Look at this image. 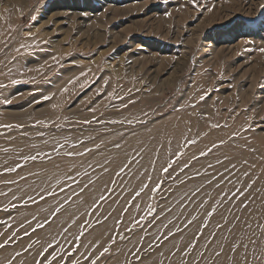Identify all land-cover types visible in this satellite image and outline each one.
Wrapping results in <instances>:
<instances>
[{"label": "rangeland", "instance_id": "obj_1", "mask_svg": "<svg viewBox=\"0 0 264 264\" xmlns=\"http://www.w3.org/2000/svg\"><path fill=\"white\" fill-rule=\"evenodd\" d=\"M262 4L264 0H197V3L192 0H0V41L12 37L8 40L11 50L0 51V83L7 85L0 89V125H12L11 128L0 127V149H11L8 153L0 152V172L17 162L23 163L19 159L20 155L35 154L36 151H40L41 156L51 153L52 159L67 158L64 153L73 150L72 141L78 139H83L85 143L78 146L76 151L96 144L101 145V150L108 149V143L112 148H115L113 143L121 144L117 159L103 157L101 160H87L85 156L82 160H74L75 164L72 163L81 173L77 177L80 185L92 180L95 183L89 187H97L99 180L104 175L108 176L100 190L92 192L94 195L91 196V201L80 212L75 215L69 213L70 207L66 206V211L60 213L67 214L60 224L64 223L67 231L62 228L61 232L47 234L48 231L45 230L60 216L52 217L54 206L74 192H79H73L72 189L80 185L66 187V184L72 183L67 179L71 174L70 170L65 175H61V172L60 175L43 173L39 177H29L26 181L20 180V176L33 172V167L38 170L53 162L29 161L17 172L0 175V191L9 193L7 197L0 196V221L12 225L11 228H6L5 224H0V232L7 235L17 230L18 241L0 250V264H5L16 251H21L29 243L33 244L32 249L17 257L15 264H20V261L23 264H34L36 253L49 244L52 245L49 252H70L65 260L75 259L80 264H88L86 254H97L113 235L117 236V243L112 246V255L102 258L98 264H109L116 259L117 264H126L129 260L138 264L128 250L134 251V245L140 247L142 236L143 249L140 255L148 259L159 252L170 239L182 233L177 232L155 251H145L146 243L153 242L158 233L167 231L163 226L169 220L173 223L168 224V228L174 225L183 227L185 218L197 214V211V220L202 222L205 219L204 211L208 205L205 210H197L195 204H188L183 214L177 203L179 198L169 205L175 190L183 185L180 181H188L197 172L200 175L196 179H201L203 175L211 174L207 173L209 165L225 163L228 164L223 167L228 172H215L197 185L203 187L201 196L196 199L197 203L209 194L216 199L222 192L231 193L241 185H246L249 179L259 177V180L250 195L245 190V196L237 195L224 200L216 211L218 214V211L223 210L224 216H221L219 222L213 223L211 229L209 224L204 232L207 230L210 234L218 223H223L224 217L230 221L236 216L241 217V211H244L251 213L248 219L252 222L256 237H260L257 224L264 223V159H261L264 157V52L260 51L264 48ZM210 7L211 11L208 10ZM16 48H20L19 53L15 51ZM0 49H3L2 43ZM13 57L16 59L13 60ZM52 57H56L59 63L53 61ZM41 65L45 67L43 73L26 70L36 69ZM81 72H87V77H81L69 94L61 96L60 90ZM81 83H85V87L81 88ZM113 90L117 97L123 96L124 99L108 97L107 93ZM53 93L56 95L52 100L44 99L46 95ZM201 95L205 96L202 101L199 100ZM5 99L11 103H3ZM130 99L136 103L129 104L127 108L122 107L121 104ZM52 103L61 104V109L53 110ZM192 104L195 107H191ZM29 110H33L32 114L25 115ZM179 113L178 120L189 115L194 119L200 118L197 120L199 127L196 125L193 129L184 128L183 132L157 129L161 122ZM84 115L93 122L83 123ZM129 120L131 123L127 122ZM53 121L60 127H56ZM111 121L124 123L113 124ZM217 123L222 127H210ZM153 130L156 131V136L146 146L141 145L140 141L143 139L140 138L138 146L129 141V145H125L128 137H133V140L141 136L143 138V135L149 136ZM41 132L44 133L43 136L40 135ZM233 133L238 135L235 139H229ZM53 136L61 143L65 142V137L68 138L60 155L52 152ZM185 138L194 139L197 143L185 144ZM45 140L50 143L46 145ZM156 140L159 146L153 153V159L142 160V152L147 148L151 150L152 144L149 142ZM220 140L226 141L222 147L213 149L206 156L199 155ZM27 141L35 143L25 146ZM32 145L36 147L33 148ZM181 145H184V155L176 160L168 174L163 173L161 169L172 158V154L181 150ZM139 148L142 150L137 151ZM252 148L256 151L249 150ZM162 152L163 158H160ZM195 152V156L199 158L192 160L190 155ZM212 155L223 163L216 161L204 167L206 162L203 160H208ZM127 156L128 160L133 156L137 158L124 173L117 176L116 173L128 161ZM225 156L228 157L227 160L224 159ZM105 160L111 161L107 165V173L98 168L95 171L88 168L89 162L95 165L97 162L104 163ZM245 160L248 161L246 165L243 164ZM185 163H189L191 167L179 173V168ZM232 164L236 165L235 169H232ZM59 168L62 167H56L52 172ZM85 170L89 172L88 176L83 175ZM245 171L252 174L250 178L244 177ZM219 173L229 177L231 183L225 182L221 188L214 186L216 181L211 185L207 184L213 175ZM149 176L152 178L150 183L147 180ZM12 179L19 183H3ZM157 181H163V184L154 199H149L148 191L133 199L135 191L143 183H149V188H152ZM60 186H65L66 190L60 192ZM105 186H108L107 190ZM41 189L45 190V194L47 190H51L57 195H46L45 200L18 206L11 211L2 210L11 203L19 205V201L11 199L12 194L21 199H26L29 195L38 199ZM101 194L107 199L98 200ZM83 196L84 193L80 197ZM73 199L75 201L77 198ZM94 201L96 202L91 205ZM249 201L251 203L248 209L240 205L241 202ZM149 203L160 213V218L149 225L153 221L149 216L135 231H125L133 223V218L138 219L147 211ZM97 204L98 208L92 211ZM136 204L140 206L139 212L135 208ZM167 204L172 208L170 213L164 211L169 207ZM211 204L212 201L209 200V205ZM126 205L127 213L123 212ZM34 208H38L37 211H31ZM73 215L77 217L75 224H71ZM44 219L51 223L33 232V227L38 222L44 223ZM110 220L113 221L112 226L95 243L84 241L94 229ZM118 220L122 223L118 224ZM236 224L234 220L232 226ZM81 230L84 232L82 236ZM25 231L31 234L25 236ZM40 233L44 235L38 236ZM209 234L205 239L210 238ZM119 235L130 240L122 241ZM224 236H229L228 231L221 235L219 243L223 242ZM198 243L199 241L197 245ZM203 246L198 252L203 250ZM117 251L119 255H116ZM195 253L193 251L184 259L192 264L191 259ZM164 257L165 264H181V261H173L175 256H170L169 259H166V255ZM195 259H199L198 253ZM202 264L205 262L202 261Z\"/></svg>", "mask_w": 264, "mask_h": 264}, {"label": "snow or ice", "instance_id": "obj_2", "mask_svg": "<svg viewBox=\"0 0 264 264\" xmlns=\"http://www.w3.org/2000/svg\"><path fill=\"white\" fill-rule=\"evenodd\" d=\"M193 3H197V0H192ZM215 5H212V7H214ZM261 9L262 11H264V4L261 5ZM209 11L212 10V8H208ZM262 25H264V21L261 22ZM29 35L31 36V33H29ZM12 39V37H8L7 39L0 41V43L3 44V49H0V51H4L5 49L7 50H11L8 40ZM21 47H25L24 45H21ZM15 51L17 53L20 52V48H16ZM261 52H264V48L260 49ZM13 60H15L16 58L13 57ZM53 61H55L56 63H59L58 59L56 57H52ZM48 67L50 68L51 65H48ZM28 72H32V71H36L39 73H43L45 71V67L44 65H41L40 67L36 68V69H32V68H27L26 69ZM88 71H91V69H89ZM81 77H87V72H81L79 76L73 77L72 79H70L68 81V83L60 90V95L64 96L65 94H69L70 90L72 88L73 85H76L78 81H80ZM17 81H13V83H16ZM86 82V81H85ZM107 83V82H106ZM81 88L85 87V83H81L79 85ZM7 85L0 83V89L6 88ZM130 92V90H129ZM56 94L53 93L52 95H46L44 97L45 100H52L54 98ZM107 96L110 97L111 99H116L119 98L121 100L124 99L123 96L117 97V93L115 90L107 93ZM205 96L201 95L199 97V100H204ZM3 103L8 104L11 103L10 100L5 99L3 101ZM136 103L135 100H129L127 103H124L122 105V107L127 108L129 104H134ZM191 107H195V104L190 105ZM61 104L59 103H52L51 104V108L53 110H57V109H61ZM92 111H95V109H91ZM206 115V114H203ZM93 121L92 120H85L83 123L85 124H91ZM128 123H131V120L127 121ZM41 123V122H38ZM111 123L115 124V123H124V121H111ZM53 124L56 127H60L58 124H56L55 121H53ZM48 126V125H45ZM0 127H4V128H11L12 125L7 124V125H0ZM211 128H220L222 127V125L220 124H211L210 125ZM223 127H226V125H224ZM264 130V129H262ZM41 136L44 135V133H40ZM238 135V133H233L232 136L229 139H235V137ZM68 142V138L65 137V142L61 143L59 140L56 139L55 136H53L51 138V143H52V152L56 153L57 155H60L61 150L65 147V144ZM44 143L47 145L50 143L49 140H45ZM85 143V141L83 139H78V140H74L72 141V149L73 150H69L67 152L64 153V156L69 158V159H75V158H83L85 156H87L89 153L92 152H98L101 148L100 144H96L94 145V147H84L82 151H76L75 149L80 146L83 145ZM197 141L194 139H187L185 138V144H191L194 145L196 144ZM226 143L225 140H220L217 143H213L212 146L208 149H206L205 151L200 152V156H206L208 155L210 152L213 151V149L222 147L224 144ZM169 144H171V141H169ZM163 146V145H161ZM33 148L36 147V145H32ZM114 147L116 149H120L121 148V144L120 143H115ZM184 148V145L180 146L181 150H178L176 153L172 154V158H170L166 164V166H164L161 171L165 174L169 173V170L172 169L173 164L176 162V160H178L180 157H182L184 155V151L182 150ZM252 152H255L256 149L252 148L249 149ZM11 149L10 148H2L0 149V152H4V153H8L10 152ZM168 151L170 152V148L168 149ZM140 153H137V155H139ZM158 156V153H157ZM199 157L197 156H192L191 159L192 160H197ZM20 161H23V163L17 162L14 166L11 167H5L3 169V172H0V175H3L5 173H12V172H17L18 170H20L21 168L24 167L25 164H27L29 161L35 163L37 161H44V160H48L51 161L52 160V155L51 153H45L43 156H41L40 151H36L35 154H27V155H20L19 157ZM225 160L228 159V157H224ZM261 159H264V157H261ZM133 160H136V156H133L131 159H129L120 169L119 171L116 173L117 176H119L120 174L124 173V171L128 168V166L132 163ZM111 161L109 160H105L104 163H99L97 162V164L93 165L92 163H88V168L92 169L93 171H95L97 168L101 169L103 172L107 173L109 171V168L107 167L108 164H110ZM217 163H223V161L221 160H217ZM243 164H248V161L245 160L243 161ZM56 167L58 168L59 165H56ZM191 165L189 163H185L183 164V166H181L179 168V173H183L185 172L186 169L190 168ZM209 168L214 167L213 165H209ZM232 169L236 168L235 164L231 165ZM251 167H254V165H252ZM70 172L71 174L67 176L68 180H71L72 183L71 184H66L67 188H72L73 184L75 185H80V181L79 179H77V177L80 176V171L76 169L75 165H70L69 166ZM153 170H155L153 168ZM225 172H228V169H225ZM179 173H177V175H179ZM40 172H29L27 175H22L20 176V180H24L26 181L29 177H39L40 176ZM83 175L88 176L89 172L87 170L84 171ZM200 173L197 172L194 176L189 177V179H196L197 177H199ZM244 177L250 178L251 177V173L245 171L243 173ZM220 177H223V179H220ZM173 179H175V177H172ZM148 182L150 183L152 178L149 176L147 177ZM257 180H259V177H256L255 179H249V182L246 185H241V187L236 188L233 192L228 193V192H222V194L218 195V198L213 199L210 194L207 195V198L205 199H201L199 201V203L196 202V197L201 193V191L203 190V187H196L195 189L191 190L190 192H184L181 197L179 198V200L177 201L178 204H180L181 206V214H183V211L187 209L188 204H195L196 205V209L197 210H201V209H206V205H208L207 209L204 212V216L205 219L202 221L200 227L198 228L197 232L193 235V240L192 242L188 243L184 249H181L179 247V245H174L173 249L169 252L170 256H176L177 253H180L181 255V264H189V261L187 259H184V257H188L191 255V253L196 250L197 247V242L200 240L201 237L204 236V230L208 228L209 222L211 220V218L216 214L217 211V207L221 206V204L223 203L225 198H230V197H237V195L239 196H245V190H247L248 195L251 194V191L253 190V186L257 183ZM213 181H216L215 183V187L216 188H221V185L224 184L225 182L227 183H231V180L229 179V177L225 176L224 173H219L218 175H213L208 181L207 184L211 185L213 184ZM4 184L6 185H14V184H18L19 181L12 179V180H5L3 181ZM95 181L89 180V182L87 184H83L80 185L79 187V192H74L72 196H68L66 197L63 202H58L56 204V206H54L53 210H52V217L56 218L62 211H66V206H70L71 204L75 203L73 197L79 198L81 196L82 193L85 192V190H87L89 188V186L91 184H94ZM112 183L114 184L115 181H112ZM149 183H143L141 185V187L135 191L133 199H135L136 197H140L143 193H145L146 191H148L150 193L149 199H154L155 198V194L158 193L161 190V185L163 184V181H157L155 186L152 188H149ZM181 184H186L187 181L181 180L180 181ZM65 186H60L59 191L60 192H64L66 190ZM108 186H105V189L107 190ZM257 192H259V189H256ZM9 195L8 192H4V191H0V196H5L7 197ZM46 195H50V196H56L57 193L53 192L51 190H47L46 194H45V190L41 189V194L39 195L38 199L34 196H27L26 199H21L20 197H17L15 194H12L11 199L13 201H19V205L17 203H11L10 206H5L3 207L2 210L4 211H11L12 209L17 208L18 206H27L29 203L35 204L38 203V200H45L46 199ZM98 200L103 201L105 199H107V197L103 194H101L98 198ZM252 199L254 200L255 197H252ZM209 200L212 201V204L209 205ZM185 201H187L188 203H184ZM242 203V207L244 209H248L249 205L251 203V201H249V203ZM98 204L94 205L92 208V211H95L96 208H98ZM136 210L139 212L140 211V206L139 204L135 205ZM128 211V206L126 205L125 208L123 209V212L127 213ZM165 212H171L172 208L168 207L167 209H164ZM151 216L153 218V221L149 222V225H151L152 222H154L156 219L160 218V213H157V210L155 207H153V205L151 203H149L147 205V211L144 212L142 215L139 216L138 219L133 218V223L131 224V226L127 229H125V231L127 232H133L135 231V229L137 227L142 226V222L146 220L147 217ZM251 216V214H250ZM35 218V217H34ZM198 218V211L197 214H191L189 217H186L184 222H183V227H176L175 231L172 230H168L167 232H160L157 234V236L155 237V240L151 243H149L147 245V249H144L147 252H151V251H155L157 248H161V246L164 244L165 241H169V239L173 236L176 235L177 232H183L186 228H188L190 225H192ZM76 219L77 217H75L73 215V218L71 220V224H75L76 223ZM179 219V217H177V220ZM235 221L237 224H239L241 222V217L240 216H236ZM51 221L50 220H45L44 223H37L35 227H33L32 231H36L37 228H42L45 226V224H50ZM122 223L121 220H118L117 222ZM173 221L169 220L168 224H172ZM229 223L227 220V217H224V221L223 223H218L216 225V229L213 230L209 235L210 238L206 239L205 244L203 246V250L198 252V256L199 259H195L192 261V264H202V261L205 262V264H217V259L221 258V257H226L227 259V264H264V223H259L257 224V228L260 231V237H256V233L255 231L252 229V223H250L248 220H244L243 224H244V231L242 232L241 235H236L233 236V238L229 241L228 236H224L223 237V242L219 243V246L215 249L212 250V257H214L213 259H206V254L209 252V246L213 244L214 241H217L218 238V233L220 229L224 228V225ZM0 224H5L6 228H11L12 225L8 224L6 221H0ZM168 224H165L163 227L165 229H168ZM21 227H23V225H21ZM235 228V225H233L232 227L228 228V233L229 235L233 234V229ZM64 231H67V228L63 229ZM251 233V234H249ZM31 233L25 231L24 235L28 236ZM84 234L83 230H81L80 235L82 236ZM16 235H17V230H13L11 233L5 235L4 232H0V250L6 249L10 244H15L18 243V241L16 240ZM79 238V237H78ZM119 239L120 240H125V239H129L123 235H119ZM144 237H141V241H140V247H136L135 245L133 246V248L135 249L134 251L132 249H129V253L134 256L136 258V261L138 262V264H144V261L147 259L146 256H141L140 252L143 249V241ZM35 243V242H34ZM117 243V236L113 235L111 237V239L108 241V243L103 246L101 248V250L95 254L94 256H92L91 254H86L85 258L88 260V264H98V262H100L102 260V258H105L107 256H111L112 255V246L115 245ZM99 246V245H98ZM33 244L29 243L26 247H24L21 251H16L14 253V255L6 260L5 264H15L16 262V258L17 257H21L23 256L24 253L26 252H30V250L32 249ZM52 245L49 244L47 247L42 248L40 251H38L34 257V264H80V262L78 260L75 259H69V260H65V256L66 255H70L71 253H62V254H56L54 251L53 252H49L48 249L51 248ZM227 249V251H226ZM116 255H119V252H116ZM159 255L161 257H164V252L160 251ZM49 256L51 258H49ZM20 264H23V261H20ZM126 264H133V262L131 260L126 261ZM158 264H165L164 259H161Z\"/></svg>", "mask_w": 264, "mask_h": 264}, {"label": "bare ground", "instance_id": "obj_3", "mask_svg": "<svg viewBox=\"0 0 264 264\" xmlns=\"http://www.w3.org/2000/svg\"><path fill=\"white\" fill-rule=\"evenodd\" d=\"M124 103H127V101L126 102H124ZM121 105H123V103L121 104ZM120 105V106H121ZM193 111V110H192ZM32 112H33V110H29V111H26L24 114L26 115V114H32ZM189 112V111H188ZM182 114V113H181ZM23 115V114H22ZM180 115V113L179 114H176V115H173V117L172 118H170V119H167V120H165L163 123L161 122L158 126H157V129L158 128H160V129H163V130H167V129H169V130H172L173 132L174 131H182L184 128H186V129H189V128H195L196 127V125L199 127V124L200 123H198L199 121H197V120H199L200 118H197V119H194L192 116H188L187 118H185V119H181V120H178V116ZM191 115H192V113H191ZM40 117V116H39ZM193 118V119H192ZM37 119V118H36ZM44 118H42V120H43ZM84 120H88L87 118H86V116L84 115V118H83ZM105 119V118H104ZM97 121H99V122H101V120H97ZM191 121V122H190ZM19 125H21V124H23V123H18ZM188 124H190V125H188ZM156 130V129H155ZM183 132V131H182ZM151 135H153V136H151ZM155 136H156V131H151V133L149 134V136H145L144 137V135H143V138H142V136L141 137H138V138H134V140H133V137H128L127 139V142L129 141L131 144H133L134 146L136 145V146H138L137 145V143L139 142V138L140 139H143V140H141L140 142H141V145H145V144H147L148 143V141H150V140H152V139H154L155 138ZM146 137H148V138H146ZM151 137V138H150ZM168 140V139H167ZM106 143H107V141H105ZM129 142L128 143H126L125 145H129ZM135 142V143H134ZM157 142V140L156 141H153V142H149L150 144H152L151 145V150L149 149V148H147L145 151H143L142 152V154H141V156H142V160H152L153 159V157H154V155H153V153L156 151V149H157V146H159V144H158V142ZM32 143H35V142H32V141H27V143L25 142V146H27V145H29V144H32ZM113 144H115V143H113ZM158 144V145H157ZM153 145H156V147H153ZM107 146H109L108 147V149H106V150H99L98 152H92V153H89L87 156H86V158H87V160H89V159H95V158H98V160H101L103 157H107V159H109V158H118L117 157V155H120L119 154V152L121 151L120 149H116V148H112L111 146L112 145H110V143H108L107 144ZM146 146V145H145ZM84 147V146H83ZM153 147V148H152ZM141 148V147H140ZM138 149L137 151H140V150H142V149ZM143 148V147H142ZM83 150V149H82ZM81 150V151H82ZM127 150V149H126ZM197 154V152H195V153H193L192 155H190V157H192V156H194V155H196ZM2 154H0V158H2V156H1ZM161 157L160 158H163V152H162V154L160 155ZM190 157H188V158H190ZM226 157V156H225ZM128 156L126 157V160H128ZM137 158V157H136ZM139 158V157H138ZM82 159H84V158H75V159H69V158H57V157H55L54 159H52L53 160V162H50L48 165H45L44 167H41L40 169H36V168H34L33 167V169H31V170H33V172H38V171H41L40 173V176L43 174V173H47V174H49L50 175V173L52 174V173H55L56 175H60V172H61V175H65V174H67L68 172H69V166L70 165H73L72 163H74V160H82ZM55 160V161H54ZM160 160V159H159ZM218 159L215 157V155H212V157L210 156V158L208 159V160H203V161H205L206 163H205V166L204 167H206L207 166V164H211V163H214V162H216ZM202 161V162H203ZM234 161H237V160H234ZM231 162V161H230ZM75 164V163H74ZM204 164V163H203ZM228 163H225L224 165H222V164H220V165H218V166H214V167H212V168H210L209 170H208V172L207 173H211V174H213V173H215V172H218V171H220V170H225V167H223V166H225V165H227ZM229 164H231V163H229ZM56 165H59L60 167H62V168H59L56 172H52V170L54 169V168H56ZM196 166H197V164H196ZM62 169V170H61ZM43 170H44V172H43ZM30 171V170H29ZM191 174H193V173H191ZM211 174H209V175H211ZM209 175H207V174H205V176L203 175V178H198V179H189L188 181H187V183L186 184H183V185H181L180 187H178L176 190H175V194L174 195H172L171 197H172V199H170L171 201H169L170 203H169V205L172 203V202H174L175 200H178V198H180L181 197V195L184 193V192H190L191 190H193V189H195L196 187L195 186H197L198 184H200L201 182H202V180L204 181ZM108 175H104L100 180H99V182H98V185H96L97 187H95V186H92V187H89L88 189H87V191H85L84 192V196L83 197H79V198H77L76 200H75V203H73V204H71L69 207V210H70V212L69 213H73L74 215L76 214V213H78V212H80L81 210H82V208H83V206H85L88 202H90L91 201V196H93L94 194V192L93 191H98V190H100V187H101V185H103V183L106 181V177H107ZM226 176V175H225ZM221 179H223V178H221ZM209 186V185H208ZM198 187V186H197ZM224 188V187H223ZM73 190V192L74 191H79V187H76V188H74V189H72ZM93 192V193H92ZM201 194H202V192L195 198V199H198L200 196H201ZM211 196V195H210ZM82 198V201L80 200ZM75 199V198H74ZM227 198H225L224 200H226ZM97 201V200H96ZM96 201H94V202H92V204L91 205H93ZM186 202V201H185ZM184 202V203H185ZM199 202V201H198ZM173 204V203H172ZM50 205V204H49ZM168 204H167V206H169ZM240 205H242V203H240ZM170 207V206H169ZM37 209L38 208H34V209H32L31 211H37ZM194 210V209H193ZM205 210V209H204ZM238 211H240V210H237V212ZM205 212V211H204ZM224 214L225 213H223V210H220V211H218V214H216V216H214L212 219H211V221L209 222V229H211V226L213 225V223H215L216 221L217 222H219V220L221 219V216L223 215L224 216ZM237 214V213H236ZM250 214L251 213H249V212H244V211H241V222L239 223V224H236L235 225V228L233 229V234L232 235H229L228 236V239H229V241L233 238V236H236V235H241L242 234V232L245 230L244 229V224H243V221L244 220H248L250 223H252L248 218H249V216H250ZM66 215L67 214H60V216L55 220V222H53L52 224H50L47 228H46V232L48 231V233L47 234H49V233H53V232H61L62 231V228H64V223H62L63 225H60L61 224V222H64V219H65V217H66ZM203 215V214H202ZM231 215H233L234 216V214H231ZM188 217V216H187ZM200 217H202V216H200ZM232 218V217H231ZM200 219V218H199ZM45 220V219H44ZM224 220V219H223ZM234 218H232V219H230V221H228L229 223H227L226 224V226L223 228V229H221L220 231H219V233H218V238H217V241H214L213 242V244L212 245H210L209 246V252L206 254V257L208 258V257H210L209 259H212L213 257H212V255H211V253H212V250L213 249H215V248H217L218 246H219V240H220V237H221V235H224V234H226V232H227V230H228V228L229 227H232V224L234 223ZM112 223H113V221L112 220H110L107 224H102L101 226H98L96 229H94V231H92V233L90 234V235H88L86 238H85V242H94L96 239H98L99 237H101L102 236V234L103 233H105V232H107L108 231V229H110V227L112 226ZM201 220H197V221H195L192 225H190L188 228H186L182 233H180V234H177L175 237H173L172 239H170V241L166 244V245H164L162 248H161V250L160 251H163L164 252V256L166 255V259H169V257H170V255H169V252L173 249V246L174 245H179V247L181 248V249H184L185 248V246L188 244V243H190V242H192V240H193V235L197 232V230H198V228L200 227V225H201ZM175 225L174 226H171V227H169L168 229H167V231L170 229V230H174L175 229ZM208 229V230H209ZM44 231V232H45ZM166 231V232H167ZM205 234H204V236L203 237H201V240H199V243H198V245H197V247H196V250H194V253L196 252V253H198V250L199 249H201V247L203 246V244H204V242H205V237L209 234V232L206 230L205 232H204ZM46 234V235H47ZM44 234H38V236H43ZM73 235H75L74 233H73ZM223 238V237H222ZM95 243V242H94ZM93 243V244H94ZM135 243H137V242H135ZM221 243V242H220ZM149 243H146V245L145 246H147ZM159 251V252H160ZM226 251H227V249H226ZM159 252H156L154 255H152V256H150L148 259H146L145 261H144V264H157V262H159L158 260H160L159 258H165V257H161L160 255H159ZM196 253L193 255V257H192V259H191V261H193L195 258H196ZM120 257V256H119ZM122 257V256H121ZM168 261V260H167ZM173 261H181V255H180V253H177L176 254V256L175 257H173ZM118 263V260L116 259V260H113V261H111L109 264H117ZM26 264V263H25ZM180 264V263H179ZM217 264H227V259H226V257H221V258H218L217 259Z\"/></svg>", "mask_w": 264, "mask_h": 264}]
</instances>
